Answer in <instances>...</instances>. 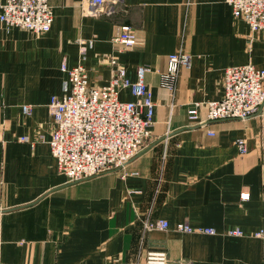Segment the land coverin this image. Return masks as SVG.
<instances>
[{"label":"crops","instance_id":"obj_1","mask_svg":"<svg viewBox=\"0 0 264 264\" xmlns=\"http://www.w3.org/2000/svg\"><path fill=\"white\" fill-rule=\"evenodd\" d=\"M50 4L47 33L0 24V264H146L150 250L176 264H264V115L207 118L227 67L264 68V31L236 18L227 0H124L113 18L85 16L82 0ZM123 24L136 35L129 49L112 40ZM178 52L191 55V66L166 79ZM108 57L134 82L140 66L151 68L152 136L126 176L72 182L51 150L49 104L67 92L65 64L82 62L90 86L109 85ZM120 98L137 99L130 89ZM157 220L169 228L147 227ZM181 223L216 233L179 231Z\"/></svg>","mask_w":264,"mask_h":264},{"label":"built area","instance_id":"obj_2","mask_svg":"<svg viewBox=\"0 0 264 264\" xmlns=\"http://www.w3.org/2000/svg\"><path fill=\"white\" fill-rule=\"evenodd\" d=\"M124 0H82V13L96 18H113ZM236 18L247 21L255 32L264 31V0H227ZM54 11L50 0H5L0 5V24L10 31L18 27L42 35L51 30ZM122 49L136 44L134 28L120 25L112 38ZM80 54L85 58L86 41L80 42ZM114 74L109 85L90 86L85 65L81 62L68 69L67 92L54 96L49 104L53 121L50 146L60 171L72 182L82 181L105 173L120 172L126 176L127 165L138 157L151 138L154 124L155 101L145 83L146 73L151 68H138L137 81L127 77L126 68L116 57H108ZM192 57L187 53H172L169 56L170 71L166 79L175 76L180 66L190 67ZM163 78L166 82L167 80ZM130 89L137 98L123 101L120 93ZM26 112L29 106H24ZM208 120L238 118L242 120L264 115V68L251 63L230 66L225 69L224 95L219 100L207 102ZM198 104L190 108L191 118H196ZM26 141V137H22ZM240 152L246 154V139L237 141ZM6 210L0 209V241L2 219ZM150 229H168L166 220L147 223ZM183 232L216 233L212 227H193L189 223L177 226ZM231 235H241L240 229L230 230ZM260 235V233H258ZM146 264H176L170 261L164 250H150Z\"/></svg>","mask_w":264,"mask_h":264},{"label":"rangeland","instance_id":"obj_3","mask_svg":"<svg viewBox=\"0 0 264 264\" xmlns=\"http://www.w3.org/2000/svg\"><path fill=\"white\" fill-rule=\"evenodd\" d=\"M62 172V171H61ZM65 174V173H64ZM66 175V174H65ZM67 176V175H66ZM68 177V176H67ZM69 179V178H68ZM89 179V178H88ZM78 182V181H77Z\"/></svg>","mask_w":264,"mask_h":264}]
</instances>
